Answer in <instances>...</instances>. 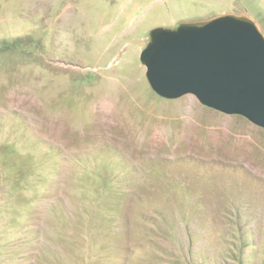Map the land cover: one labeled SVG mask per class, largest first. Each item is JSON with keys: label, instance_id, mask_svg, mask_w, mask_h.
Returning <instances> with one entry per match:
<instances>
[{"label": "rangeland", "instance_id": "obj_1", "mask_svg": "<svg viewBox=\"0 0 264 264\" xmlns=\"http://www.w3.org/2000/svg\"><path fill=\"white\" fill-rule=\"evenodd\" d=\"M226 15L264 36V0H0V264H264V128L141 59Z\"/></svg>", "mask_w": 264, "mask_h": 264}, {"label": "water", "instance_id": "obj_2", "mask_svg": "<svg viewBox=\"0 0 264 264\" xmlns=\"http://www.w3.org/2000/svg\"><path fill=\"white\" fill-rule=\"evenodd\" d=\"M160 96L195 95L204 105L264 128V36L232 15L177 29L156 28L142 51Z\"/></svg>", "mask_w": 264, "mask_h": 264}, {"label": "bare ground", "instance_id": "obj_3", "mask_svg": "<svg viewBox=\"0 0 264 264\" xmlns=\"http://www.w3.org/2000/svg\"><path fill=\"white\" fill-rule=\"evenodd\" d=\"M107 119V118H106ZM110 119V118H109ZM161 147V146H160Z\"/></svg>", "mask_w": 264, "mask_h": 264}]
</instances>
